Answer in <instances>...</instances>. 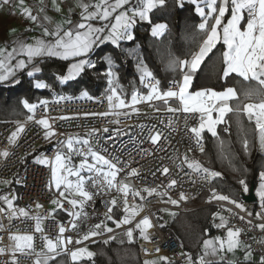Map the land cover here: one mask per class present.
<instances>
[{"label": "snow or ice", "instance_id": "1", "mask_svg": "<svg viewBox=\"0 0 264 264\" xmlns=\"http://www.w3.org/2000/svg\"><path fill=\"white\" fill-rule=\"evenodd\" d=\"M56 11H61L57 4V0H52ZM195 6V12L201 19L196 26L197 30L202 33L201 42L198 49L191 52L190 58L181 59L174 55L171 51L168 53V61L166 67L173 72L181 74L180 80H173L171 87L166 91H161L159 81H155L153 73L144 64L143 59L137 57V70L140 72V82L149 88L147 95H140L133 92L131 100L126 101L120 95L121 89L115 86V73L113 72V60L110 56L106 57L108 70L105 75L108 78L107 96L109 108L113 110L125 109L131 107L133 113H138L139 109L135 105L141 102H151L153 100H161L166 105V111L169 113L182 112L186 114L185 126L188 128V115L193 119H198L197 126L188 128L193 134L197 147L203 152L202 133L206 130L217 139V151L221 159L229 161L232 164L230 149L226 147L225 141L220 139L217 126L227 124V116L232 114L236 116L237 123H240L241 117H247L250 123H254V132L259 145V150L264 152V0H189ZM179 6L182 7L181 0H177ZM5 5L18 6L21 14L28 20L37 24L42 29L38 36L24 37L23 34H16L15 30H11L13 38L11 39V49L0 47V83L2 84H19L21 81L17 77L26 74L27 77L33 78L35 73H41L40 65L48 60H59L66 62V69H62L55 73L57 81L64 84L68 81L75 80L86 69L94 68L91 55L95 48L110 42L113 46L119 47L120 42L124 40L131 41L134 39L133 28L138 22H148L152 24L150 13L158 7L166 6V0H78L77 8L80 10L78 22L66 19L62 23H55L49 17L44 16L43 21H47V25L41 22L38 15H34L30 7L26 6L24 0H18V5L14 0H0V8ZM42 12L43 9L41 8ZM71 9L69 12L71 13ZM226 12H230L228 17ZM226 21V22H225ZM167 31V25L164 23H155L151 26V35L160 37ZM222 42L224 51L221 54V69L217 75L219 79L227 82L233 75L240 78L244 85L238 90L236 87H224L221 90L214 88H204L197 91H190L194 78L205 62L206 57ZM34 87L37 89L48 88L49 85L42 80L36 79ZM81 96L88 97L86 91ZM67 99L65 96H57L52 102L58 103L60 100ZM170 101H178V107L170 106ZM21 104L28 113V121H34L36 125L42 126L45 140H49L56 136L55 129L50 123V118L42 116L35 119L36 109L40 106L44 108L45 113L48 111L49 101L42 99L38 104L30 103L27 99H22ZM95 115V114H93ZM100 116L114 115L117 119L114 123H120V117H128L127 112L112 111L99 113ZM55 119V118H51ZM66 119V117H60ZM17 127L7 138L8 145L14 146L17 143L20 133L25 131V125L16 122ZM171 123V121H169ZM100 130L92 129L89 136L95 138V134ZM105 133L109 132L108 128L103 129ZM225 132H229V127L224 128ZM119 134V130H117ZM109 139H111L109 137ZM149 139L156 144L161 139V134L156 132L150 134ZM55 147V155L50 160L43 153L35 157V162L43 164L50 168V186L54 187L59 193V199H53L51 204L55 207L49 211L48 216L54 218V214L59 209H65V201L71 206L67 210V214L71 219L68 227L76 229L78 222L82 217H86L87 213L83 211L86 203L93 200L94 196L101 192H108L116 189L118 193L123 194V213L119 219H114V211L119 207V201L113 197L110 201L105 202L107 212L105 220L91 226L90 230L80 239L75 241L80 244L89 240L91 237H97L102 233H112L113 228L108 226L107 222L115 224L116 229L126 226L124 235L127 237L128 243L135 240L134 232L138 231L140 238L150 241L149 229L153 224L148 215L136 221V217L143 211V204L128 202V197H139L141 201H145L146 197L140 192L131 188V185L118 181V174L126 169L118 167L120 161L117 157L111 159L105 157L100 151L92 147L91 140L88 138L69 137L67 141H57ZM243 150L246 154L250 151L249 141L245 137L242 141ZM10 152L7 148L0 150V157H8ZM79 157V163L74 164L73 159ZM184 163L192 172L201 176L206 180L220 177L221 173L204 167L199 161L189 160L184 157ZM237 170L238 169H234ZM246 171V170H245ZM169 169L163 168V174H168ZM130 177H137L139 173L135 168L127 171ZM19 182V181H18ZM8 184L10 181H3ZM239 185L243 192L249 191L246 179H239ZM177 184L175 179L168 182L167 188L171 189ZM91 188L96 189L95 192ZM210 199L226 201L235 205L236 208L243 210L244 206L236 199L228 195L218 194L212 189ZM143 192L147 197L154 194L157 196H166L167 192H159L156 187H145ZM256 196L259 197L261 212L256 213L257 217L264 218V170L258 174V186L256 188ZM7 204V210L0 208V213H6L9 220L13 217H24L35 221L34 232L40 233V241L42 248L36 251L35 235L28 234H9L7 239L9 243L7 247H0V255L11 254L12 264H19L17 253L23 255L35 256L34 264H50L62 254L68 253V245L73 243L71 237H65L68 230L62 223L58 227V234L55 238H50L44 234L43 221L45 217L37 214L29 216L25 208L16 209L13 206L15 197H0ZM186 195L181 192L179 200H186ZM179 200L172 199L170 196L165 203L177 205ZM37 209L42 208L40 204H36ZM79 209V210H77ZM167 211V209H162ZM231 211V209H229ZM175 215V213H171ZM252 215L251 212L248 213ZM214 219L218 217L219 223H214L217 229H224L228 221L219 213L213 214ZM241 220L244 217H240ZM251 223V221H248ZM134 224V227H133ZM261 231H264V223L256 225ZM2 228V225H0ZM207 231V229L205 230ZM240 228L227 227L226 238L220 236L212 239H205L202 244L203 253L198 256L195 262L191 256L187 257L188 264H213L209 259H223L221 255L227 252H234L241 247ZM114 236H109L104 243L114 240ZM123 243V241H121ZM244 260L250 262L253 255L250 246H244ZM147 252V249H142ZM159 248L156 252H159ZM92 258L95 253L87 248L77 247L70 252L73 262L84 257ZM158 261H167V257L160 256L158 260H145L144 264H158ZM259 264H264V255L260 257Z\"/></svg>", "mask_w": 264, "mask_h": 264}, {"label": "built area", "instance_id": "2", "mask_svg": "<svg viewBox=\"0 0 264 264\" xmlns=\"http://www.w3.org/2000/svg\"><path fill=\"white\" fill-rule=\"evenodd\" d=\"M155 81L157 80L155 79ZM172 82L173 80L169 81L165 88L159 86L161 91L168 90ZM134 91L140 95H147L144 92ZM61 95L67 97V99L60 100L58 103L52 102L55 97ZM108 95L106 93L88 95L91 97L89 99L81 95L57 94L47 98L49 101L48 111L45 113L42 106L38 107L35 112V119L42 116L50 118L56 136L49 140L44 139L42 126L36 125L34 121H28L27 116L1 123L0 150L7 148L10 155L6 158L0 157V180H7L10 183L0 190V197H15L13 206L16 209L25 208L29 216L39 214L45 217L43 221L44 234L50 238H55V235L58 234V227L62 223L68 229L65 237H71L73 241L67 246L69 254L65 255L68 257H70V252L77 247L87 246L92 242L106 239L110 235L112 236L126 229V226L116 229L115 224L107 222L108 226L114 229L112 233H102L97 237H91L87 241L82 240L80 244L75 243L77 239H80L90 230L91 226L105 220V213L107 212L105 202L110 201L113 197H116L119 201V207H116L113 213L114 219H119L124 215V197L116 189L101 192L95 195L92 201L86 203L83 211L87 213V216L81 218L76 229L68 227L71 217L67 214V210H70L71 206L67 205L66 201L65 209L57 210L54 218L48 216L49 211L53 209L51 201L60 197L58 191L49 184L50 168L36 163L35 157L43 153L51 160L55 155V147L58 146L57 141H67L69 135L75 133L81 135L82 138L90 139L92 147L100 151L105 157L109 159L117 157L120 161L118 167L126 169L118 174V181L130 184L132 189L140 191L146 197L145 201H141L139 197H128L130 205L134 202L144 205L143 211L136 217V221L138 222L144 215H148L153 224V227L148 230L150 241L142 239L139 242V254L142 258L164 256L169 261L188 264L187 257L190 256V252L184 249L173 229L158 226L152 212L155 209L178 212L189 211L202 206H213L215 210L209 217V224L213 232L225 236L227 227L240 228L241 250L244 252V246H250L253 255L260 260V257L264 255V231H261L256 225L264 223V218L256 216V213L261 212L258 198L255 203H251L242 200L240 197L238 202L244 206L243 210L226 201L210 199L212 196L211 190L215 189L212 188V179L201 178L184 163L185 156L189 160L199 161L197 154L201 152L200 148L197 147L193 134L188 131V128L198 125V119H193L188 115V128H186V114L167 112V106H160V104H164L161 100L141 102L135 105L139 109L138 113H133L131 107L113 110L109 108ZM131 96L129 98L121 97L130 102ZM170 103H172V105L170 104L172 107L179 106L178 101H170ZM112 111L127 112L129 115L127 118L121 116L119 124L114 123L117 119L114 115H99V113ZM60 117H66V119H60ZM17 121L25 125V131L20 133L16 145L10 146L7 138L17 127ZM105 128H108L109 132L105 133L103 131ZM92 129L100 130L95 134V138L89 136ZM117 130H119V134ZM156 132L161 134V139L153 144L149 139V135ZM202 144L205 148L203 139ZM78 158L75 157L74 159ZM165 167L169 169L168 174H163V168ZM133 168L139 173L137 177L127 175V171ZM172 179H175L177 184L169 189L167 184ZM145 187H156L159 192H167V195L157 196L154 194L147 197V194L143 192ZM89 188L93 192L96 191L91 186ZM215 190L220 194L217 189ZM181 192L186 195V200H179ZM204 193H206L207 198L203 202H196ZM169 196L172 199L179 200V203L177 205L165 203ZM36 204L43 207L37 209ZM0 208L7 210V204L2 199H0ZM249 212L252 213L251 216L248 215ZM116 213L120 215L117 216ZM214 213H219L227 219L228 224L224 229L214 227V223H219L218 217L214 219ZM241 216L244 217L243 220L240 219ZM248 221H251V223H248ZM34 224L35 221L32 219L17 216L9 220L6 213H0V225H2V228H0V247H7L9 234L33 233L36 237V251L39 252L42 248V242L39 239L41 234L34 232ZM157 248H159V252H156ZM142 249H147V252ZM16 256L19 264H34V255L17 253ZM0 264H12L11 254L6 252L0 255ZM234 264H239V261Z\"/></svg>", "mask_w": 264, "mask_h": 264}, {"label": "trees", "instance_id": "3", "mask_svg": "<svg viewBox=\"0 0 264 264\" xmlns=\"http://www.w3.org/2000/svg\"><path fill=\"white\" fill-rule=\"evenodd\" d=\"M182 7L177 0H166V6L158 7L150 18L152 24L164 22L167 31L160 37H153L148 22H138L133 28L134 39L121 41L120 46H109L94 52L90 57L94 68L86 69L75 80L60 84L54 75L62 69H66V62L48 60L40 65L41 73H35L33 78L21 74L17 77L19 84L0 83V124L4 121L28 116L27 109L21 104L22 99L30 103H38L42 99L53 97L57 94L81 95L86 91L88 95L98 93L108 94V78L105 73L108 70L106 57L113 60V72L115 86L121 89L120 95L129 98L134 90L148 93L149 88L140 82V72L137 70V57L142 58L144 64L159 81V86L165 88L171 80H180L181 74L173 72L166 67L168 53L171 51L181 59L190 58V53L198 49L202 33L197 30L201 19L195 12V6L189 1H181ZM224 50L222 42L206 57L201 69L194 78L190 91L204 88L221 90L224 87H236L238 90L244 82L234 75L225 82L217 75L221 69V54ZM39 79L49 85L48 88L37 89L34 87L35 80ZM172 105V103H170ZM164 107L166 105L160 104ZM237 117L229 114L227 124L217 126L220 139L230 149L232 164L221 159L217 151V139L206 130L202 133L205 141L203 152L197 154L198 160L207 168L221 173L220 177L212 179V188L220 194L228 195L239 201L242 187L239 179H246L248 186H258V174L264 168V152L259 150V145L254 132V123H250L247 117H241L237 123ZM230 131L225 132L224 128ZM249 141L250 151L246 154L243 150L244 138ZM234 169H238L234 170ZM246 170V171H245ZM207 198L206 193L201 195L196 202H203ZM213 206H202L189 211L166 212L155 209L152 212L155 222L160 227H170L179 236V240L185 250L190 252L192 261L195 262L201 255L200 245L205 235L212 233L209 217L214 212ZM175 213V215H171ZM119 216V213H116ZM113 224L112 222H109ZM134 227V224H133ZM207 229V231H205ZM135 240L128 243L127 239H114L105 244L107 239L97 240L89 244L91 251L95 253L92 258L84 257L73 262L65 254L60 255L50 264H144V258L139 254V232H134ZM115 237V235H114ZM123 241V243H121ZM162 264H180L177 261H163ZM213 264H234L226 260L213 261Z\"/></svg>", "mask_w": 264, "mask_h": 264}, {"label": "crops", "instance_id": "4", "mask_svg": "<svg viewBox=\"0 0 264 264\" xmlns=\"http://www.w3.org/2000/svg\"><path fill=\"white\" fill-rule=\"evenodd\" d=\"M181 1H184V0H181ZM84 2L88 3L89 0H84ZM14 3L18 5V0H14ZM24 3L26 6L32 9L34 15H38L40 17L41 22H43L45 25H47L48 22L43 21L44 16H47L50 18V20L53 22V26L55 23H62L66 19H70L73 22L79 21L80 10L77 8L78 0H57V4L61 8V11L59 12H57L55 7L53 6L52 0H24ZM41 8L43 9L42 12L40 11ZM69 9L72 10L71 13L69 12ZM229 15H230V12H226L225 16L228 17ZM157 23H164V22H157ZM151 26H150V32H151ZM11 30H15L16 34H23L24 37L38 36L42 32V29L38 27L37 24L31 22L23 14H21V11L19 10L18 6L14 7L13 5H5L2 8H0V47H5L7 43V47L9 48V50L11 49L12 45L10 41L13 38V34ZM109 46H113V45L110 42H105L103 45L96 47L94 52L97 53L101 49L105 47H109ZM2 181H7V180H0V182ZM4 186L6 187L7 184H5ZM4 186L0 187V190L5 188ZM212 235H214L213 230H212V233L210 234L207 233V235H205V237L202 239L201 244H203V241L205 239H211ZM240 249L241 247L234 251V255L235 254L236 255L234 259H232L233 261H231L229 258V254L231 252H227V250L225 249V251L221 253V255L224 257L222 260H226L232 263L239 261V264H258L259 263L260 260L255 255H252L250 262H245L244 252ZM201 253H203L202 246H201ZM158 258L159 257L146 258L144 259V261L145 260H158ZM209 259H211L212 261L221 260L219 259V257L217 258L209 257ZM162 262L163 261H158V264H162Z\"/></svg>", "mask_w": 264, "mask_h": 264}, {"label": "rangeland", "instance_id": "5", "mask_svg": "<svg viewBox=\"0 0 264 264\" xmlns=\"http://www.w3.org/2000/svg\"><path fill=\"white\" fill-rule=\"evenodd\" d=\"M108 94H110V93H108ZM79 137V138H82V136L81 135H78V134H70L69 135V137ZM79 159L80 158H78V159H73V163L74 164H78L79 163ZM5 185V183H3V181L2 182H0V187H3ZM9 185V183L7 184V186ZM5 187V186H4ZM255 193H256V189H255ZM259 198V197H258ZM52 205V204H51ZM53 206V208L55 207L54 205H52ZM126 231V229H124L123 231H121V232H119V233H117V234H114L115 235V238L116 239H121V238H124V239H127V237L124 235V232ZM114 235H112V236H114ZM217 236H220L221 238H226L225 236H222V235H219V234H215L214 233V235H212V237H211V239L212 238H214V237H217ZM179 237V236H178ZM180 238V237H179ZM107 239V238H106ZM141 240H142V238H141ZM182 244V243H181ZM201 246H202V244L200 245V249H201ZM81 248H87L89 251H91V248H90V246L89 245H87V246H83V247H81ZM241 250V249H240ZM92 252V251H91ZM241 252V251H240ZM202 254V253H201ZM228 255V254H227ZM236 255V254H235ZM235 255H234V252H231L230 254H229V258H230V260L231 261H233L232 259H234V257H235ZM86 257V256H85Z\"/></svg>", "mask_w": 264, "mask_h": 264}, {"label": "water", "instance_id": "6", "mask_svg": "<svg viewBox=\"0 0 264 264\" xmlns=\"http://www.w3.org/2000/svg\"><path fill=\"white\" fill-rule=\"evenodd\" d=\"M241 199L247 202L255 203L257 201V196L255 194L254 185H251L248 192H243L240 195Z\"/></svg>", "mask_w": 264, "mask_h": 264}]
</instances>
